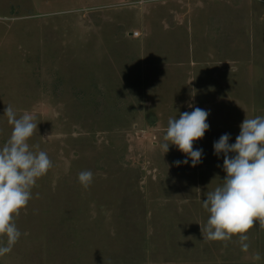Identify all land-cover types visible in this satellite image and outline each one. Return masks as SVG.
<instances>
[{
	"label": "rangeland",
	"instance_id": "374dc122",
	"mask_svg": "<svg viewBox=\"0 0 264 264\" xmlns=\"http://www.w3.org/2000/svg\"><path fill=\"white\" fill-rule=\"evenodd\" d=\"M7 105L36 117L30 149L53 167L0 264H264L258 221L246 252L201 232L226 176L214 142L264 116V0H0V147ZM194 107L202 162L176 166L160 143Z\"/></svg>",
	"mask_w": 264,
	"mask_h": 264
},
{
	"label": "clouds",
	"instance_id": "9594fccd",
	"mask_svg": "<svg viewBox=\"0 0 264 264\" xmlns=\"http://www.w3.org/2000/svg\"><path fill=\"white\" fill-rule=\"evenodd\" d=\"M209 115V111L194 107L191 112L180 113L178 119H168L160 148L166 154L169 146L175 145L186 155L183 161L175 162L176 166L188 164L189 159L192 167L202 162L203 150L194 149V142L209 130ZM5 116L12 131L0 147V257L10 253L21 237L15 219L32 199L37 180L53 167L45 151L30 149L28 141L37 132L36 117L28 112L18 117L11 105L5 108ZM239 127L235 143L230 144L231 137L225 133L213 144L214 154L223 155L226 176L214 190L207 191L202 201L210 215L201 232L206 241H231L238 237L246 252L247 233L254 224L258 221L264 229V116L246 118ZM78 181L89 187L93 173L81 171ZM254 259L260 260L261 255L256 253Z\"/></svg>",
	"mask_w": 264,
	"mask_h": 264
}]
</instances>
